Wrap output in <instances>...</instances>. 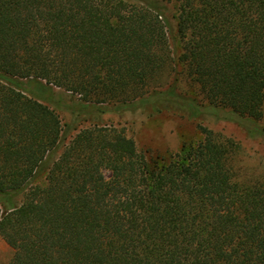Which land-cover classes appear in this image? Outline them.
<instances>
[{"label": "trees", "instance_id": "trees-1", "mask_svg": "<svg viewBox=\"0 0 264 264\" xmlns=\"http://www.w3.org/2000/svg\"><path fill=\"white\" fill-rule=\"evenodd\" d=\"M57 94L219 109L264 139V0H0L7 264H264V157L203 125L161 168L117 126L65 141Z\"/></svg>", "mask_w": 264, "mask_h": 264}, {"label": "rangeland", "instance_id": "rangeland-1", "mask_svg": "<svg viewBox=\"0 0 264 264\" xmlns=\"http://www.w3.org/2000/svg\"><path fill=\"white\" fill-rule=\"evenodd\" d=\"M169 5V13L173 14L176 11L175 3L170 2ZM78 101L81 100L77 95L74 98L59 94L52 101L53 107H61L57 111L63 128L65 129L66 123L70 125L65 141L80 129L94 124L117 126L135 139L138 149L148 156L150 166L154 168L166 166L185 148L200 142L203 139L200 125L239 141L253 156V161L260 156L264 157L263 137L257 134L249 135L244 127L251 121L226 118L219 109L215 113L201 110L196 117H191L187 110L173 108H162L154 113L138 110L122 112L114 109V105L104 110L95 107L82 108L76 103ZM201 102L203 104V101L199 100V103ZM257 123L264 127V119ZM60 152L61 148L58 149L57 155ZM12 256V247L0 235V264H7Z\"/></svg>", "mask_w": 264, "mask_h": 264}]
</instances>
